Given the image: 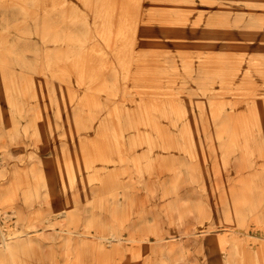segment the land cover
<instances>
[{"label":"rangeland","instance_id":"obj_1","mask_svg":"<svg viewBox=\"0 0 264 264\" xmlns=\"http://www.w3.org/2000/svg\"><path fill=\"white\" fill-rule=\"evenodd\" d=\"M2 230L0 264H264V0H0Z\"/></svg>","mask_w":264,"mask_h":264},{"label":"bare ground","instance_id":"obj_2","mask_svg":"<svg viewBox=\"0 0 264 264\" xmlns=\"http://www.w3.org/2000/svg\"><path fill=\"white\" fill-rule=\"evenodd\" d=\"M69 231H74V229L73 228H69L68 229ZM14 232H12V231H9L8 233L7 232H4V230H2V236H1V243L3 244V246L4 247H8V248H11V247H13V244L15 243V241L13 240V238L12 237H14V233H15V230H13ZM24 232H26V233H28V232H30V231H25V230H22V231H18V234L20 235V236H22L21 235V233H24ZM83 234H87L88 232L87 231H84V232H82ZM27 235V234H26ZM109 238H110V240H112L113 238H118V239H121L122 237H119L118 235H115V234H112V235H110V236H108ZM21 239H23V238H21ZM25 241H28V237L26 238V240ZM30 241H32V240H30Z\"/></svg>","mask_w":264,"mask_h":264}]
</instances>
